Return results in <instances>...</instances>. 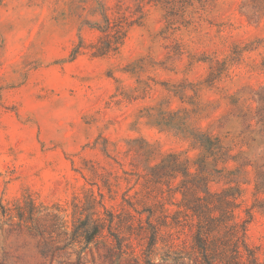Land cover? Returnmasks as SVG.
<instances>
[{"label":"rangeland","instance_id":"374dc122","mask_svg":"<svg viewBox=\"0 0 264 264\" xmlns=\"http://www.w3.org/2000/svg\"><path fill=\"white\" fill-rule=\"evenodd\" d=\"M0 264H264V0H0Z\"/></svg>","mask_w":264,"mask_h":264},{"label":"trees","instance_id":"16d2710c","mask_svg":"<svg viewBox=\"0 0 264 264\" xmlns=\"http://www.w3.org/2000/svg\"><path fill=\"white\" fill-rule=\"evenodd\" d=\"M107 23H108V28H106L105 30H102L105 34V36H111L112 34V24L109 20H107ZM102 29V28H101ZM116 31V30H114ZM113 43H114V40L111 39V37H108L106 39V44L103 45V46H100V48L102 49V51H104L106 54L107 51H109V49H111L113 47ZM101 55V54H100ZM83 207L80 208V206H77L76 210L74 211V214H73V217L75 218V220L78 222V220L80 218H88L86 215H85V203L83 202L81 204ZM81 211V212H80ZM106 218V217H105ZM109 218V217H107ZM75 233H79V235L81 236V238L88 244H92L96 241V239L98 238L99 236V230L97 232H92L91 233V236L90 237H87V233L90 232L89 230V225L88 223H86L85 225H83V227L77 231V229L75 228L74 230Z\"/></svg>","mask_w":264,"mask_h":264}]
</instances>
